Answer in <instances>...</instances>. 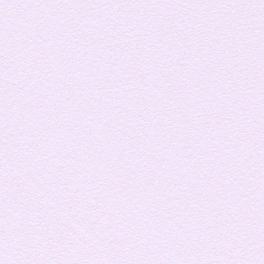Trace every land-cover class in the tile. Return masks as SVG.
Returning <instances> with one entry per match:
<instances>
[{"label":"snow or ice","instance_id":"snow-or-ice-1","mask_svg":"<svg viewBox=\"0 0 264 264\" xmlns=\"http://www.w3.org/2000/svg\"><path fill=\"white\" fill-rule=\"evenodd\" d=\"M0 264H264V0H0Z\"/></svg>","mask_w":264,"mask_h":264}]
</instances>
